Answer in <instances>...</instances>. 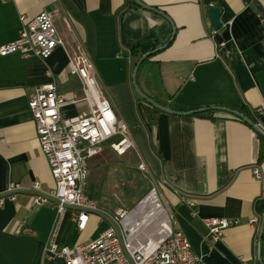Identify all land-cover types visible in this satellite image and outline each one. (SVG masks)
I'll return each mask as SVG.
<instances>
[{
	"label": "crops",
	"instance_id": "1",
	"mask_svg": "<svg viewBox=\"0 0 264 264\" xmlns=\"http://www.w3.org/2000/svg\"><path fill=\"white\" fill-rule=\"evenodd\" d=\"M140 1L170 19L172 39V24L134 0H0V44L17 36L21 14L30 19L49 12L60 36L70 45L79 41L84 46L98 86L129 126L134 142L121 155L106 142L90 159L89 191L95 189L92 178L102 180V187L109 176L139 172L137 164L143 161L173 209L177 228L206 264H259L264 160L256 161L253 129L223 110H216L214 119L162 110L149 122L144 113L148 103L134 90L132 74L143 54L165 45L140 64L141 91L175 111L246 105L264 131V0ZM211 5L221 8L217 30L209 20ZM47 70L59 93L67 98L81 95L80 80L69 72L60 47L45 60L19 53L0 56V194L9 182L32 190L39 181L38 192L54 186L28 109L35 88L49 80ZM85 108L67 104L61 113L76 115ZM15 194L0 205V264H65L63 258L45 254L57 219L55 207L45 203L29 209L32 192ZM105 207L99 202V210L111 216ZM73 210L68 207L59 222L62 244L93 239L110 224L90 212L80 232L72 222ZM204 217L234 221L211 248Z\"/></svg>",
	"mask_w": 264,
	"mask_h": 264
},
{
	"label": "built area",
	"instance_id": "2",
	"mask_svg": "<svg viewBox=\"0 0 264 264\" xmlns=\"http://www.w3.org/2000/svg\"><path fill=\"white\" fill-rule=\"evenodd\" d=\"M56 47L64 51L69 72L80 80L82 93L70 98L59 93L52 72L47 70L49 80L37 86L28 99L37 140L54 180V186L46 192H38L40 182L35 181L27 206L30 209L50 203L55 207L57 219L45 254L61 257L65 264H206L177 228L175 213L152 177L149 190L129 209L111 215L115 224L110 223L95 238L71 245L58 240L59 222L68 207L74 209L72 222L80 232L86 228L90 212L99 209L97 200L89 195L90 159L103 150L106 142L119 155L133 148L134 142L129 126L115 114L98 86L84 46L79 41L70 45L60 36L49 12L42 11L30 19L21 14L17 36L0 44V56L19 53L45 60ZM67 104L86 108L64 116L61 110ZM137 169L150 175L143 161L138 162ZM253 172L259 178L258 168ZM19 189L18 184L9 182L6 192L0 194V205L6 198L14 200V192ZM203 223L211 248L234 221L204 217Z\"/></svg>",
	"mask_w": 264,
	"mask_h": 264
},
{
	"label": "rangeland",
	"instance_id": "3",
	"mask_svg": "<svg viewBox=\"0 0 264 264\" xmlns=\"http://www.w3.org/2000/svg\"><path fill=\"white\" fill-rule=\"evenodd\" d=\"M92 181H95V189L92 186L89 193L96 197L97 201L99 200V202H103L108 206V208L105 207V210L109 211L112 215H116L118 213L117 211H124L132 207L149 190L152 178L146 173L144 174L141 171L137 172L136 170L130 169L127 174H116L113 177L109 176L102 183V187L99 185L102 180L92 178ZM99 202L97 203L98 205ZM98 226L96 223L93 227L96 228Z\"/></svg>",
	"mask_w": 264,
	"mask_h": 264
},
{
	"label": "water",
	"instance_id": "4",
	"mask_svg": "<svg viewBox=\"0 0 264 264\" xmlns=\"http://www.w3.org/2000/svg\"><path fill=\"white\" fill-rule=\"evenodd\" d=\"M134 2L142 7H145V8H148L150 10H153V11H156L158 12L159 14H161L162 16H164L171 24L172 22L170 21V19L160 10L156 9V8H153L151 6H147L145 4H143L140 0H134ZM220 12H221V8L217 5H211L209 6L208 8V15H209V20H210V24H211V27L214 29V30H217L221 27V22H220V19H219V16H220ZM173 26V24H172ZM174 32H175V28L173 26V32H172V36L170 39L173 38L174 36ZM165 45L161 46V47H158L150 52H147L145 54H143L136 62L135 66H134V69H133V74H132V85H133V88L134 90L137 92V94L143 98L148 104H151V105H154L158 108H160L161 110H164V111H167V112H170V113H175V114H178V115H191V114H196V113H200V112H204V111H207V110H210L212 108H216L217 110H223V111H226L238 118H241L247 122L250 123V120L248 118H246L242 113H240L239 111L235 110V109H231V108H227V107H212V106H209V107H202V108H194V109H190V110H185V111H178V110H172V109H169V108H166V107H163V106H160L157 102H155L152 98H150L149 96H147L143 91H141V89L138 87L137 85V72H138V69L140 67V64L142 63V61L145 59V58H148L149 56L155 54L157 51H159L161 48H163ZM256 129L264 134V131L259 127V126H256ZM23 191H27V192H34L33 190H22V189H19V190H16L14 193H20V192H23ZM6 195V194H4ZM91 212L93 213H96L100 216H103L104 218L108 219L110 221V223H112L113 225L115 224L112 220V218L110 216H108V214H106L103 210H99V209H96V210H92ZM263 232H264V214H263V219H262V223H261V228H260V231H259V235H258V249H259V260H260V256H261V251H262V236H263Z\"/></svg>",
	"mask_w": 264,
	"mask_h": 264
},
{
	"label": "trees",
	"instance_id": "5",
	"mask_svg": "<svg viewBox=\"0 0 264 264\" xmlns=\"http://www.w3.org/2000/svg\"><path fill=\"white\" fill-rule=\"evenodd\" d=\"M131 49H132V46H131ZM139 98H141V97H139ZM154 100L160 106L174 110L170 106V104H167L165 101H160V100H156V99H154ZM216 110H217L216 108H212L210 110L200 112V113H196L194 115L198 116V117H205V118H209V119H214L213 113ZM236 110L239 111L240 113H242L246 118H248L250 120V123H249V122L240 118V120L245 122L247 125H249L256 134V137L258 139V149H257L256 161H257V163H261L264 160V134L260 133L255 127V125L259 126L257 118H256L257 116L246 105H242V106L238 107ZM160 111H162V110L160 108L154 106V105H151V104H145L144 105V113H145L147 119L149 120V122H155L157 115ZM259 264H264V232H263V236H262V251H261Z\"/></svg>",
	"mask_w": 264,
	"mask_h": 264
}]
</instances>
